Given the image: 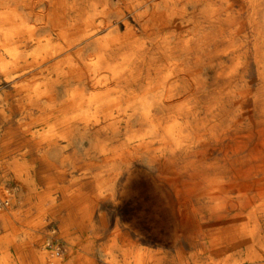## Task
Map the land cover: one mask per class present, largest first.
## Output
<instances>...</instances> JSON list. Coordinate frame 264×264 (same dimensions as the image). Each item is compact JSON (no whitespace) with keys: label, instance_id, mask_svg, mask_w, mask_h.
I'll use <instances>...</instances> for the list:
<instances>
[{"label":"bare ground","instance_id":"obj_1","mask_svg":"<svg viewBox=\"0 0 264 264\" xmlns=\"http://www.w3.org/2000/svg\"><path fill=\"white\" fill-rule=\"evenodd\" d=\"M202 1L0 0V264H264V198L182 259L112 223L135 177L172 244L196 173L231 210L264 196V12L214 0L198 25Z\"/></svg>","mask_w":264,"mask_h":264},{"label":"crops","instance_id":"obj_2","mask_svg":"<svg viewBox=\"0 0 264 264\" xmlns=\"http://www.w3.org/2000/svg\"><path fill=\"white\" fill-rule=\"evenodd\" d=\"M222 5L223 3L221 1L215 2L214 0H203L202 2L198 3L196 7L198 25L204 24V19L201 16V11L204 10V8L210 10L211 8L222 7ZM241 7L242 8H240V11L242 13H246L248 11V5L246 2L243 3ZM263 12L264 0H259L258 22L261 21ZM207 23L209 25V21ZM220 154L221 153L210 151L205 154V159L207 162H211L214 160V158L220 156ZM211 177L212 174L210 172L196 173L194 176H192V189L194 190V194L191 197L186 210H183L184 212L190 214L193 220L189 224L184 226L182 225L179 228V240L173 244L166 241L161 242V240L160 242L154 241L153 243L150 238H146L148 241L146 243L149 247L162 251V255H166L167 259L174 257V259H177V257L182 259L183 250L189 253L199 250L206 251L210 249V243L208 239L209 236L219 234V231H216V229H223L228 222V217L234 215L237 209H239L235 208L231 210L228 208V206H225L224 202L222 201L223 191L220 192L219 190L214 189L212 185L207 182V180H209ZM230 194L235 195L233 192ZM181 197H185L184 190L181 192ZM192 199L195 201H193L195 204L192 203ZM214 208L217 209V212L221 215L220 218L211 216ZM221 244L224 243H219V245Z\"/></svg>","mask_w":264,"mask_h":264},{"label":"rangeland","instance_id":"obj_3","mask_svg":"<svg viewBox=\"0 0 264 264\" xmlns=\"http://www.w3.org/2000/svg\"><path fill=\"white\" fill-rule=\"evenodd\" d=\"M36 85L37 82L32 86V88H34V92L36 91L35 89ZM33 110L35 116H37L38 115L37 107L35 106ZM41 128L42 127L40 125H37L35 127V130L41 131L42 130ZM262 152L264 153V149L262 150ZM137 167H138L137 165L134 166V169ZM260 177L261 174L258 175V178ZM141 179L143 178L135 177L129 186L128 192L123 196H119L118 198L119 204L115 207L109 208L111 211L110 213L112 214V223L114 222L115 217H119L122 223L126 225L127 224L130 225L133 229H138L140 233L145 237L144 238L145 240L146 238H150V240L153 243L154 241L160 242V240L161 242H165L166 240L162 241L163 238L162 235L168 233L167 227L169 224L166 215V209L164 207L163 202L161 201L157 193L149 186L148 182L147 181L140 182ZM248 193H249L248 195L253 198L254 203L250 204L248 207L244 209H237L235 214H238L240 212L238 215H245L249 213L251 210H253L257 205L262 203L261 200L264 198L263 195H259L256 197L257 191L255 190H251ZM193 199H192V203L195 202ZM66 212L68 211L67 210L63 211V213ZM55 226L54 228L58 233L59 230L57 229V226L56 227ZM55 237L57 239V235ZM54 241L55 244H58L55 239ZM166 242L171 243L172 241H166ZM55 244L51 243L48 247L51 248ZM223 252L224 254H229L230 250L224 249ZM76 254L77 253H73L72 254L73 257ZM213 256L219 258L218 256L221 255L214 252ZM213 259L215 260L214 257Z\"/></svg>","mask_w":264,"mask_h":264}]
</instances>
